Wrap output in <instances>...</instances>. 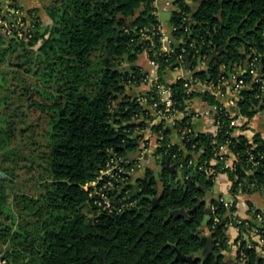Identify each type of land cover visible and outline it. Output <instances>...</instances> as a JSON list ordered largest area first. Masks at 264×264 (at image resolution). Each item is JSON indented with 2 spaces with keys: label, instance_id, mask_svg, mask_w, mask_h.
I'll return each mask as SVG.
<instances>
[{
  "label": "trees",
  "instance_id": "1",
  "mask_svg": "<svg viewBox=\"0 0 264 264\" xmlns=\"http://www.w3.org/2000/svg\"><path fill=\"white\" fill-rule=\"evenodd\" d=\"M190 1L193 6L180 0L173 14L172 35L177 43L173 45L176 53L172 56L161 52L160 20L154 0H61L55 7L47 8L52 25L45 35L30 32L32 39L28 43L0 35V64H5L20 47L16 59L25 58V63L33 65L26 73L38 77L45 89H52L49 94L37 87L44 102L33 103L50 113L49 129L44 135L46 151L39 156L47 178L39 186V196H16L14 213L6 186L0 184V216L12 220L8 224L0 221V242L7 246L0 261L228 264L226 253L232 252L233 246L227 231L229 223L237 218L234 216L237 198L264 192V139L257 134L251 143L243 134L235 136L236 130L246 131L248 124L232 126L239 116L251 120L264 110L261 85L252 83L248 74L242 75L250 88L240 92L238 112L232 115L214 95L188 93L184 81L168 84L165 76L170 68L176 67L183 48L192 66L197 65L199 57L209 59L215 53L219 55L205 71L196 74L214 83L223 75V67L245 68L252 51L264 59V0ZM35 12L28 11V16L34 28L39 29L41 23L33 16ZM23 21L27 23V18ZM142 33L148 34L150 41L142 42ZM143 54L159 65L156 83L172 89L176 112L186 114L172 129L184 149L171 142L172 130L163 123L150 126L147 120L152 118L148 111L128 94L144 84L147 73L134 65ZM11 65L18 69L24 66ZM5 75L0 72V88L7 90ZM156 96L153 89L147 97ZM195 98L217 108L215 133L194 130V114L187 111V103ZM10 104L9 98H0L3 149L9 148L17 130L16 112H6ZM117 109L119 113L113 117ZM111 121L113 127L109 125ZM148 128L153 134L164 136L154 153L162 172L155 176L146 169L137 181L138 190L130 177L126 187L128 201L135 202L130 209L119 215L98 212L92 204L91 191L84 187L96 179L112 157L128 161L130 153H138L142 133ZM226 145L237 159L233 169L222 170L225 156L222 159L220 150ZM194 155L198 157L189 166ZM167 163L176 167L181 178L166 170ZM254 163H258L257 167H253ZM136 164L128 161L126 167L129 170ZM219 173L228 176L234 205L227 210L222 203L213 202L211 220L204 226L206 204L199 205V201L213 190L215 174ZM149 197L159 200L152 214ZM182 209L187 216L173 215ZM256 214L264 216L256 211L253 217ZM210 240L213 251L205 254ZM239 241L236 263L264 264L253 244L242 240L241 235L235 245ZM178 253L193 261L173 263Z\"/></svg>",
  "mask_w": 264,
  "mask_h": 264
},
{
  "label": "built area",
  "instance_id": "2",
  "mask_svg": "<svg viewBox=\"0 0 264 264\" xmlns=\"http://www.w3.org/2000/svg\"><path fill=\"white\" fill-rule=\"evenodd\" d=\"M15 16L16 19L13 23H11L9 20L6 19V17L3 14V8L0 1V34L3 35L6 38H17L19 40H22L26 43H28L32 39V35L30 32H32V28H34V25L29 23V20L27 23L23 21V12L21 10H15ZM31 22V21H30ZM160 35H161V45L162 49L161 52L164 53L167 56L175 55L176 51L173 49V45L177 43L173 35L168 36L164 30L163 25L160 21V25L158 28ZM175 29H172V33ZM186 32H188V29H186ZM150 36L146 33L141 34V41L146 42L150 41ZM163 44L166 45L168 48L164 49ZM187 53L186 48H183L181 50V54L178 55V59L176 61V67L174 69L180 70L182 72H185V74L180 75L177 78V81H184L185 88L187 89L188 93L191 92H198V93H209L214 95L216 98V94H219L221 92L222 87L224 85H228V77L226 75V67L222 68V74L218 80L214 83V81L207 80V79H200L196 76V74L192 73V70L194 66L191 65V62L189 58H185V54ZM202 58V64L204 61H206V58ZM188 60V61H187ZM150 61V60H149ZM263 58H261L259 55L256 54L255 51H252V54L248 56V61L245 64V68L242 66H238L240 69V73L242 74H235L231 76L232 81H234L233 85V93L236 97V102L240 99V92L249 89L250 84L247 83L245 80H243L242 75L248 74L249 77L252 80V83L260 84L261 85V91L263 93L262 99L264 100V68L261 72V65H262ZM150 65L153 69L158 71L159 65L156 62L150 61ZM264 65V64H263ZM144 72V71H143ZM145 73V72H144ZM158 80H152L147 75L144 79V84L142 86L149 87L147 91L142 96H138V92L136 91L138 88H136L135 92H137V100L140 102L142 107L148 111L149 116L152 118V120H147V123L150 126L158 125V124H164L167 127V124H170L172 126V129L175 127L176 121H179L177 117L181 115L183 118L186 114L184 113H178L174 109V95L172 92V89L167 86L164 83H156ZM176 82V81H175ZM154 89L156 93V97L149 99L148 93ZM187 103V111L191 112L189 108V103ZM204 102V101H203ZM206 103V102H205ZM217 113V112H216ZM194 114V118H198L200 115L197 113ZM212 117V116H211ZM213 123H214V131L215 133L217 131V126L215 124L214 116L212 117ZM232 126H236V121H233ZM144 132H149L152 135H154L156 139V146L157 148L161 146V142L164 139V136L159 134H153L151 129L148 128ZM143 132V133H144ZM186 131L183 132V135H185ZM180 139V138H179ZM181 141V139H180ZM150 143V141L145 140L142 141L143 144ZM171 142L173 144L175 143L172 139ZM252 143V141H250ZM228 145L224 146L220 150V156L223 159L224 157V167L223 169H233L234 163L237 159V157L231 153L230 157H227L223 151L225 148H227ZM194 159H192L189 162V166L193 165L196 157L193 156ZM126 163L128 161L118 160L114 157H112L107 163L103 170L100 171L99 175L96 177L95 180L88 183L84 189L86 191H91V195L93 198V206L98 210V212L102 213H108L111 215H119L122 214L127 209H130L135 205V202L128 201V195L129 190L126 189L127 185L130 182V177L134 173H136L140 169V165L136 164L131 169H127ZM258 163H254L253 167H257ZM181 168H183V165H180ZM211 174L214 175V172H211ZM223 173L215 174V183L217 181V178L222 175ZM116 195V196H115ZM119 197V198H117ZM222 202V200H221ZM224 207L227 210H230L234 205V200H232L229 203H224ZM233 229L237 233V239L241 235L242 240L247 241L250 245L253 244L256 248V253L264 258V216L261 214H256L251 219H245V218H235L234 222L229 223L228 229ZM236 239V240H237ZM240 242L236 245V251H238V247L240 245ZM242 254V258H243ZM0 264H6L5 260H1Z\"/></svg>",
  "mask_w": 264,
  "mask_h": 264
},
{
  "label": "crops",
  "instance_id": "3",
  "mask_svg": "<svg viewBox=\"0 0 264 264\" xmlns=\"http://www.w3.org/2000/svg\"><path fill=\"white\" fill-rule=\"evenodd\" d=\"M0 1L3 8V14L6 17V19L9 20L11 23H13L14 20L16 19L15 10H21L23 12V16L27 18V21L28 20L31 21L30 23H32L35 26L33 20H31L28 16V11L36 10L33 16H35V18H37V20L41 23L40 28L39 29L36 28V30L40 31L42 29H45V33L43 35L47 33L48 28L52 25V20L47 13V8L52 6L55 7L57 3L61 2V0H0ZM179 1L180 0H154L156 15L158 16L159 20L163 25L164 32L168 36H170V38L173 29L171 24L173 18L172 15L178 10ZM186 2L193 6V3L190 0H186ZM47 37L48 35L45 38ZM41 43H42V39L39 41V44ZM166 45L163 44L164 49L168 48ZM143 55L145 61L142 63L139 60H137L134 65L136 67H140L145 73H147L151 81L157 79L158 71H156L151 67L147 55L146 54ZM209 59H206V61H204L203 64L202 63L199 64V60H200L199 58L197 65L194 66L192 70V73L197 74L205 71L209 67L207 66ZM228 72H230L231 76L235 74H239V75L242 74V72L240 73V69L238 66H235L234 68L230 67L229 69H227L226 75ZM182 74L184 75L185 72L170 68L165 76L166 83L168 84L174 83L175 81H177V78ZM227 77L229 84L224 85L222 87L221 92H219V94H216V96L220 104H222L232 115H236L238 112V108H237L236 97L233 93V88H232L234 85V81H232V79L228 75ZM148 88L149 87L146 86H142L138 88L136 90L138 92V96L140 97L144 95V93L147 91ZM189 108L192 111V113L194 112L200 115L198 118H194L192 121L194 130L198 133H212L214 131V123L212 117L215 116L217 112V108L203 102L200 98H195L191 100V102L189 103ZM177 119L181 120L183 119V117L179 115ZM235 121H236L235 127H240L244 124H248L246 131L243 132L241 130H236L235 136L243 134L250 141L253 142L254 136L259 134L264 139V110L258 113L251 120H247L239 116ZM167 127L172 130V126L170 124H167ZM142 136H143V141L148 140L150 141V144L148 149H145L141 144V149L139 151L141 152V155L137 157V159L135 160L137 164L140 165V169L139 171H137L132 175V184L135 180L138 181L141 177H143L144 171H146V169H150L151 171H153L155 176H159V174L162 172V167L157 163V158L154 155L157 149L156 139L154 135H152L149 132H144L142 133ZM171 139L175 143H177L181 147V149H184L177 133L174 130H172ZM223 153L227 157L231 156V151L229 147L225 148ZM135 155L137 156V153ZM195 157L197 159L198 155H195ZM137 181L136 184H133L135 187L137 186ZM216 185L219 186V192L218 193L214 192V188H213L212 191L207 193L206 199L203 200V202L206 204V209L208 208L209 204H211L210 209H212L213 202H216L217 195L220 196L219 203L222 204L229 203L232 200H234L230 194V182L227 175L225 174L220 175L217 178ZM225 195H227L229 198L225 199ZM256 211H260L264 213V192H256L251 195L238 196L237 204H236V212L234 213L235 217L251 219L253 217L254 212ZM237 236L238 235L235 232V230L230 228L228 229L227 237L229 239V243L233 246L232 252L233 249H236L235 242ZM231 254L229 256H231Z\"/></svg>",
  "mask_w": 264,
  "mask_h": 264
},
{
  "label": "rangeland",
  "instance_id": "4",
  "mask_svg": "<svg viewBox=\"0 0 264 264\" xmlns=\"http://www.w3.org/2000/svg\"><path fill=\"white\" fill-rule=\"evenodd\" d=\"M40 44L33 48L37 51ZM18 47L17 52L12 54L5 64H0V72L5 73L7 90L0 88V98L5 97L11 100V104L6 110L7 113L16 112V127L9 148L3 149V143L0 144V184L6 186L9 193V202L14 205L16 196L25 194L29 197H38L41 188L39 187L43 180L47 178L44 171V166L40 163L39 156L46 151L47 140L44 138L45 133L49 129L48 111L43 112L33 103H43V99L36 91L37 87L45 89L43 83L38 77L26 73L31 66L25 58L16 59L21 52ZM36 55H33L35 57ZM144 62V55L138 59ZM23 64V69L12 67V65ZM125 66V65H124ZM47 93H51L52 89H45ZM133 91V90H132ZM51 104V101H47ZM36 142V145L34 143ZM146 144H143L145 148ZM229 197L225 195V199ZM16 206V205H15ZM15 208V209H14ZM13 211L17 210L14 207ZM0 221L9 223L12 220L6 221L5 216H0ZM4 224V222H3ZM7 246L0 242V257L4 256ZM237 249L233 252L226 253V261L228 264L236 263ZM232 253V254H231ZM231 254V256H229Z\"/></svg>",
  "mask_w": 264,
  "mask_h": 264
},
{
  "label": "water",
  "instance_id": "5",
  "mask_svg": "<svg viewBox=\"0 0 264 264\" xmlns=\"http://www.w3.org/2000/svg\"><path fill=\"white\" fill-rule=\"evenodd\" d=\"M32 32L33 33L39 32L40 35H43L45 33V29H42V30L38 31L35 28H32ZM218 57H219V55L217 53H215L212 57H210V59L208 60L207 66H210L215 61V59H217ZM125 58L128 59L127 56ZM201 63H202V58H200V60H199V64H201ZM263 64H264V59L262 61V65H261V72L263 71V68H264V65ZM227 75L231 78L230 72H228ZM128 94L130 96L134 97V99H137V92L132 91V92H129ZM119 103L120 102L116 103L115 104V107H117ZM118 113H119V110L117 109L116 112H115V114H113V117L116 114H118ZM109 125H111L113 127L114 126V122L111 121L109 123ZM140 155H141V152H138L137 153V156L135 154L130 153L128 155V157H127V160L129 162L133 163V162H135V160L137 159V157H139ZM166 170H168L171 174H174V173L178 174L180 176V178H181V173L176 169L175 166H170L169 163H167ZM136 181L137 180H135L133 182V184H136ZM135 189L138 190V186H136ZM214 192H216V193L219 192V186L218 185H216L214 187ZM149 199L152 200V207H151V210H150V214H152L154 212V210H156V208L159 206V200L157 198H152V197H149ZM216 202H218V203L220 202V196L219 195H217ZM201 203H203V201H199V205ZM210 207H211V204H209L208 205V208L206 209L207 215L205 216V219L203 221V225L204 226H207L208 222L211 220V216H210V210L211 209H210ZM173 215H175V216H180V215L187 216L188 213H187V211H185L184 209H182V210L174 211L173 212ZM212 251H213V245H212V240H210L209 245L205 249V254L211 253ZM177 261H183V262L189 261V262H192L193 260H192V258L184 257L180 253H178L177 258L173 261V263H175Z\"/></svg>",
  "mask_w": 264,
  "mask_h": 264
}]
</instances>
